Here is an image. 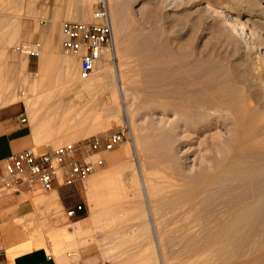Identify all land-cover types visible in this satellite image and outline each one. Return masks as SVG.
Instances as JSON below:
<instances>
[{
    "label": "rangeland",
    "instance_id": "rangeland-1",
    "mask_svg": "<svg viewBox=\"0 0 264 264\" xmlns=\"http://www.w3.org/2000/svg\"><path fill=\"white\" fill-rule=\"evenodd\" d=\"M27 1L0 0V107L24 104L53 134L89 126L92 137L123 131L127 140L83 181L82 216L68 218L55 191L16 198L35 219L16 224L24 245L57 249L91 221L103 264H264V218L221 232L233 172L255 170L264 188V0H109L115 51L87 77L60 42L37 70L15 51L29 43L13 39ZM99 1L54 0L59 26L91 21ZM210 173L222 180L211 185Z\"/></svg>",
    "mask_w": 264,
    "mask_h": 264
},
{
    "label": "crops",
    "instance_id": "crops-1",
    "mask_svg": "<svg viewBox=\"0 0 264 264\" xmlns=\"http://www.w3.org/2000/svg\"><path fill=\"white\" fill-rule=\"evenodd\" d=\"M27 3L24 10L29 17L28 22L22 31L13 35V39L26 41L37 47L39 54L27 58L28 67L37 70L44 61L52 58L57 44L62 43V24L66 21L59 26L64 12L60 6L54 4V0H28ZM34 5L40 6V9ZM37 15L45 18L40 19L38 24L35 22ZM9 39L6 38L5 42ZM22 113L25 121H21ZM86 136H94L93 129L89 126L74 133L53 134L51 129L41 127L30 118L24 104H8L0 107V167L10 154L34 148L37 143L52 144L68 140L78 142L90 138ZM52 191H55L65 210L80 203L84 204V182L70 187H56ZM20 196L10 193L0 195V264H103L91 221L84 223L89 225L84 234L78 231L69 232L70 237L62 238L57 249L48 243L37 247H33L30 242L24 245L20 228L16 224L33 223L35 219L29 206L16 201ZM87 219L88 217L75 221L74 224Z\"/></svg>",
    "mask_w": 264,
    "mask_h": 264
},
{
    "label": "built area",
    "instance_id": "built-area-1",
    "mask_svg": "<svg viewBox=\"0 0 264 264\" xmlns=\"http://www.w3.org/2000/svg\"><path fill=\"white\" fill-rule=\"evenodd\" d=\"M61 52L79 59V72L83 77L94 73L110 52L114 35L107 0H100L86 22L66 21L62 24ZM29 44L18 45L16 50L30 51ZM21 121L25 116L20 115ZM127 140L125 132L107 137H90L55 149L36 152L33 148L10 154L0 167V195H25L36 191L50 192L56 187H70L83 182L104 165L102 154L113 150ZM83 203L66 210L70 219L82 216Z\"/></svg>",
    "mask_w": 264,
    "mask_h": 264
},
{
    "label": "bare ground",
    "instance_id": "bare-ground-1",
    "mask_svg": "<svg viewBox=\"0 0 264 264\" xmlns=\"http://www.w3.org/2000/svg\"><path fill=\"white\" fill-rule=\"evenodd\" d=\"M107 1H108V5H109V0H107ZM109 12H110V8H109ZM110 18H111V15H110ZM111 23H112V21H111ZM113 43H114V40H113ZM17 47L18 46H15V51H17L16 50ZM185 47L186 46H184V45H180V48L184 49ZM30 51L36 52L37 54H39V51L33 45L30 46ZM113 51H115V44H112L110 52L107 55H113ZM21 54L28 56L27 52H24ZM118 92L120 94L124 93V84H123V81L121 80V78H118ZM126 126L128 129V135L130 138V144H132V146H133V143H134V146H135V135L133 134L132 129H131V122H126ZM134 156L139 157V154L137 152V148H136V153H134ZM212 164H211V167L214 168L213 165L215 164V162L213 165ZM221 171H223V170H221ZM232 171H234V170H232ZM205 172L206 171L204 170L202 173H205ZM213 173H214V171H213ZM220 174H222V172ZM220 174H217V173L215 175L211 174L212 175V177L210 178L211 179V182H210L211 185H213L215 183L217 184V182H220L222 180V177ZM233 175H234L233 178L236 182V186H232V189H229V191L230 192L234 191L233 193L236 196H234L232 200L230 199L231 200L230 202L228 201L227 204L225 203V205H223V210L221 213V215H222L221 217H222L223 223H224V227H223L221 232L224 236L237 234L246 225H250L251 223H253L254 219L256 220L258 218H260V219L264 218V188H261L259 178H255V176H254L255 170L248 171V170L244 169V171H242V170L239 171L237 169V170H235V172H233ZM204 180H206V179H204ZM251 186L257 187V190L254 193H251V192L245 193L243 191L242 187H251ZM197 187L201 188L200 185H198Z\"/></svg>",
    "mask_w": 264,
    "mask_h": 264
}]
</instances>
